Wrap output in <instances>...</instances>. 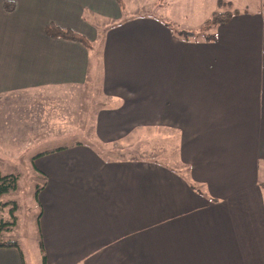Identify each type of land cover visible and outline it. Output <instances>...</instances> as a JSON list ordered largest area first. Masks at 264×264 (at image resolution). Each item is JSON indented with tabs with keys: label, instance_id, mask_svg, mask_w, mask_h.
Listing matches in <instances>:
<instances>
[{
	"label": "crops",
	"instance_id": "1",
	"mask_svg": "<svg viewBox=\"0 0 264 264\" xmlns=\"http://www.w3.org/2000/svg\"><path fill=\"white\" fill-rule=\"evenodd\" d=\"M193 1L0 0V102L95 79L105 102L87 141L67 128L0 141V178H21L6 169L18 157L43 179L34 229L1 233L17 247L0 264H264V0H216L210 15ZM225 12L207 42L202 26ZM51 24L92 49L48 37ZM149 131L168 136L162 156L109 155Z\"/></svg>",
	"mask_w": 264,
	"mask_h": 264
},
{
	"label": "rangeland",
	"instance_id": "2",
	"mask_svg": "<svg viewBox=\"0 0 264 264\" xmlns=\"http://www.w3.org/2000/svg\"><path fill=\"white\" fill-rule=\"evenodd\" d=\"M215 1L216 0L193 1V5L191 4L192 10L198 9L199 12H203V14L206 10L210 15V12L214 11L217 7ZM127 2L133 5L135 3L140 6L139 4L141 2H148V0H127ZM186 21V26L190 29H199V24L201 23L200 17L190 18L189 20L186 19ZM44 95L46 99L44 98L45 101L41 102H14L10 105L3 101L0 102V141H6L9 135L11 139L16 135L18 136L17 140L26 137L27 142L33 141L37 143L45 136L54 138V133V135H41L43 130L54 132L57 129L66 128L68 131H74L75 133L78 130L81 134L80 138L83 141L88 140L87 137H90L92 134L94 113L99 112L101 110L100 108L105 104L98 85V79H95L94 84L91 82V84L85 86V88L81 90H52L47 91ZM30 100L33 101L34 99L30 97ZM36 100H39V98H36ZM6 123L8 128H6ZM153 132L154 131H149V133L136 136L135 140L130 142V144H132L130 150H121L119 153H117V150H113L111 154L108 151L109 155H114L112 156L114 158L137 157L140 159H148L159 155L162 156L161 150H168L170 141L168 143L169 139L167 135L162 136V134H155ZM21 134L24 135L22 136ZM9 143H11V141ZM9 148H11V146H9ZM121 152L122 154H120ZM129 152L131 153L129 154ZM14 155L22 157L24 154L17 151L14 152L12 156ZM22 161H24V159ZM6 169H8L7 171H10V173L21 175V178L18 176L20 182L18 181L17 189L14 192L15 194L10 197L5 195L4 202H7L8 199H12L20 206L19 210L15 211V221L19 224L18 232L24 234V226H26V228H32L33 230L36 225L38 211L34 209V203L36 201L37 191L43 184V179L34 172L33 167H22L18 157H15ZM1 215H4L6 220L9 221L10 214H7V210L5 212L2 211Z\"/></svg>",
	"mask_w": 264,
	"mask_h": 264
},
{
	"label": "trees",
	"instance_id": "3",
	"mask_svg": "<svg viewBox=\"0 0 264 264\" xmlns=\"http://www.w3.org/2000/svg\"><path fill=\"white\" fill-rule=\"evenodd\" d=\"M119 6L124 9L125 4L124 0H115ZM167 0H159V5L161 6L164 4ZM6 8L8 11H12V6L10 4L6 5ZM235 13L225 12V13H214L212 17L202 26L200 30V35H203L205 37V40L207 42H212L216 40V36L214 34H210V31L214 28L225 25L231 21V19L236 15ZM45 32L48 37L52 39H62L65 41L75 42L79 43L83 46H85L87 49H92V44L82 35L72 31V30H66L63 28H60L57 25L51 24L46 27ZM176 36L182 37L184 39H190V38H196L197 35L195 33H188V32H173ZM18 176L10 175V176H1L0 178V198L4 197L5 195L15 192L17 189L18 184ZM264 186V185H263ZM8 204H5L3 202H0V210L2 211L4 207H6ZM18 210V207L14 205L12 209L10 210V221H5L3 216L0 214V235L3 231H8L12 227L16 225V217H15V211ZM3 247H17L16 243H0V248ZM45 257L43 258V263H45Z\"/></svg>",
	"mask_w": 264,
	"mask_h": 264
}]
</instances>
